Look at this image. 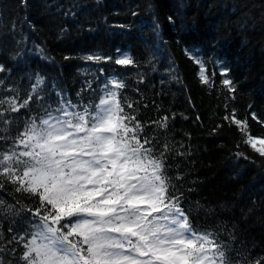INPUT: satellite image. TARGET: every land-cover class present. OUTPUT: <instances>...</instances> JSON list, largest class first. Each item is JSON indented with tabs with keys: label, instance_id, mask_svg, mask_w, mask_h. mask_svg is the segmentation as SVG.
Segmentation results:
<instances>
[{
	"label": "trees",
	"instance_id": "trees-1",
	"mask_svg": "<svg viewBox=\"0 0 264 264\" xmlns=\"http://www.w3.org/2000/svg\"><path fill=\"white\" fill-rule=\"evenodd\" d=\"M121 53L134 65L115 64ZM0 68V97L18 94L22 103L40 77L53 108L65 98L97 102L109 82L123 81L119 98L132 104L125 111L144 125L157 154L169 145L166 172L193 227L214 231L233 262L264 264V158L244 143L264 133V0H0ZM7 107L0 110L15 135L40 105ZM233 110L246 132L230 122ZM164 116L166 128L152 123ZM0 199L19 201L20 214L0 220V256L18 264L23 248L7 241L29 228L24 209L38 200L7 183Z\"/></svg>",
	"mask_w": 264,
	"mask_h": 264
},
{
	"label": "snow or ice",
	"instance_id": "snow-or-ice-1",
	"mask_svg": "<svg viewBox=\"0 0 264 264\" xmlns=\"http://www.w3.org/2000/svg\"><path fill=\"white\" fill-rule=\"evenodd\" d=\"M114 62L135 63L123 53ZM197 63L201 82L209 84L203 63ZM109 83L97 102L65 98L55 108L44 102L47 86L40 77L22 103L18 94L0 97L10 113L29 109L32 101L40 105L15 135L12 118L0 110V141H11L0 148V189L11 184L38 200L35 209H24L32 215L29 228L7 241L23 248L18 264H240L214 231L193 227L166 172L169 145L157 154L153 138L143 135L144 125L125 111L132 104L119 98L125 83ZM223 84L235 92L231 79ZM168 119L152 123L166 128ZM230 122L247 131V121L236 118L235 110ZM244 143L264 158V133L247 135ZM18 204L0 199V220L18 216ZM8 232L13 233L11 226Z\"/></svg>",
	"mask_w": 264,
	"mask_h": 264
},
{
	"label": "bare ground",
	"instance_id": "bare-ground-1",
	"mask_svg": "<svg viewBox=\"0 0 264 264\" xmlns=\"http://www.w3.org/2000/svg\"><path fill=\"white\" fill-rule=\"evenodd\" d=\"M189 55H191V56H192V54H191V53H189ZM195 57H196V56H195ZM195 57H194V58H195ZM196 60H199V59H197V58H196Z\"/></svg>",
	"mask_w": 264,
	"mask_h": 264
}]
</instances>
